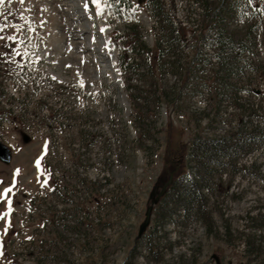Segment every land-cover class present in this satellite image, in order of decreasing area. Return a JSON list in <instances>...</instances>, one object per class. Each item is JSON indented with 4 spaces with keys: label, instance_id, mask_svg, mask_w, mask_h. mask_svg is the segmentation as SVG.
Listing matches in <instances>:
<instances>
[{
    "label": "rangeland",
    "instance_id": "374dc122",
    "mask_svg": "<svg viewBox=\"0 0 264 264\" xmlns=\"http://www.w3.org/2000/svg\"><path fill=\"white\" fill-rule=\"evenodd\" d=\"M201 1L109 0L111 15L105 9L104 16L93 5L85 10L83 0H24L23 6L5 0L0 6L9 24L31 9L25 15L35 22L32 44L40 57L35 70L23 72L0 57V105L14 109L0 112V137L13 150L10 164L0 161V214L8 213L0 215V264H217L213 255L222 264H264V229L252 228L260 221L247 215L264 202L258 145L246 155L244 146L235 161L215 171L203 220L176 212L175 205L160 220L155 205L138 235L154 185L162 186L171 173L175 180L194 175L197 165L188 161L195 136L200 142L226 137L241 125L236 97L258 107L253 125H264V14L253 15L264 0H239L240 8L226 16L237 37L251 25L260 27L248 37L249 46L256 41L253 51L240 55L243 72L228 79L248 90L227 93L215 78V60L209 62L212 30ZM168 18L186 30L177 45L160 29H168ZM99 20L108 26L104 32ZM137 36L153 50L162 41L165 51L137 52ZM4 44L0 40V52L9 51ZM130 57L139 68H122ZM162 91L168 98L159 96ZM60 107L64 116L51 118ZM251 161L258 171L242 167Z\"/></svg>",
    "mask_w": 264,
    "mask_h": 264
},
{
    "label": "trees",
    "instance_id": "16d2710c",
    "mask_svg": "<svg viewBox=\"0 0 264 264\" xmlns=\"http://www.w3.org/2000/svg\"><path fill=\"white\" fill-rule=\"evenodd\" d=\"M238 3H240L239 0H220L219 3L215 5V3L209 0L201 1L203 10L208 14L206 28L210 27L209 29L212 30L211 46L214 48V53L208 55L211 56L209 62L215 60L218 66L215 72V78L220 85L223 84L222 86L219 85V87L222 88L225 93L231 90H235L236 92L241 91V88L237 87V83H234L233 80L229 82V80L231 76H238L240 75L239 73L243 72L244 64H242L240 54L249 48L248 37L250 33H253L254 29L252 26L249 27L245 34L239 33V37H237V33L235 34L233 31L228 30L225 19L229 17V15L231 16L232 11L240 8ZM155 8V14L158 16L161 15L157 11V7ZM158 8L160 10V6H158ZM166 23L168 24V29H164L163 27H160V29L162 31H167L172 40H170V44L176 42L177 45L180 38L185 37L186 30L184 27H177L174 25L169 18L166 19ZM155 30L156 28H153V31ZM204 39H206L205 36H203V40ZM163 44L162 41L157 42L156 50L163 53L165 51ZM133 46L134 50L137 52L144 49L147 54L151 52L152 54L153 52L156 53V50L150 48L140 36L136 37ZM122 66L123 69L132 67L136 69L140 67V64H138L136 58L130 57L129 59H125V63ZM4 92L5 91H1L0 95ZM159 96L168 98L167 94L163 93V91L159 93ZM236 100L235 103L241 112V125L226 137L206 138L203 142H200L201 138L195 136L196 138L192 141L188 164L192 166L193 163H195L197 165L196 171L194 175L185 173L179 180H173L169 190L157 204L158 217L160 220L167 218L164 217L166 213L165 209L169 208V206L173 207L174 205L177 208L176 212L182 211L187 215L195 214L203 220L207 205V191L210 190V178L214 176L215 171L227 165L229 162L235 161L238 152H244L245 147H247V149L244 155L250 153L254 145L260 146L264 151V125H253L254 118L259 117L258 107H252L249 104L241 103L239 97H236ZM62 106L64 105L62 104ZM60 110L61 107L54 110L53 112L55 114H53L51 118L64 116L65 113L59 114ZM13 111L14 109L11 107L4 109V107L0 105L1 116L6 113L13 114ZM80 132L82 139L86 140V134H88V132L84 129ZM83 154L77 158V162L82 161ZM242 167L247 170L260 169V166L258 167L256 165V161H252L250 165H244ZM46 168L49 170L48 167ZM256 175L264 180V173H262L261 170H259ZM80 181L83 182L81 179ZM89 184H94V182L92 181ZM169 214L168 219L171 218V212ZM166 215L168 214L166 213ZM247 215L252 222L260 221L259 224H252V228H258L259 230L264 229V202L258 206V210L255 214H251L250 211H248ZM254 215H256V217ZM207 231L210 232L211 229L207 227ZM247 252H250V246L247 247Z\"/></svg>",
    "mask_w": 264,
    "mask_h": 264
},
{
    "label": "snow or ice",
    "instance_id": "6c2138e0",
    "mask_svg": "<svg viewBox=\"0 0 264 264\" xmlns=\"http://www.w3.org/2000/svg\"><path fill=\"white\" fill-rule=\"evenodd\" d=\"M119 3V0H116ZM5 3V0H0V6ZM8 4L12 3V0H7ZM21 6L24 4V0H19ZM91 5L95 8L96 15H102L105 9H108V14L111 15V3L109 0H90ZM248 4H252L253 0H247ZM85 10L89 9V0H85L84 4ZM31 9H24V11L19 12V22L13 21L11 24L7 22V16H4L3 12H0V17L3 18L4 22L0 23V40L5 41L4 47L9 49L7 52H0V57L4 58V63L14 64L16 68L23 72L26 68L35 70L36 61L40 60V57L35 55L33 49L35 45L32 44V33L35 32L34 21L31 20L30 16H26L25 12H30ZM259 11L264 14V8L259 9ZM247 15V13H245ZM125 19H129V17H125ZM41 26H43V21L40 22ZM11 28L13 31L11 34H5V30ZM105 27H101L100 31L104 32ZM111 43V41H109ZM19 58V59H17ZM118 71V70H117ZM79 75V73H78ZM55 79V77H53ZM78 86L83 88L85 86V81L81 77L78 81ZM92 95V93H89ZM47 150V144L44 145V151ZM43 156L38 157L35 161V165L38 171L42 170L41 160ZM15 172L18 174L19 169H16ZM11 191V188H5L4 193L7 194ZM0 198H3L0 196ZM9 206L11 205L10 198L8 199ZM11 211V207H9L8 212ZM8 213H3L0 215H7ZM3 256L2 250V241H0V257Z\"/></svg>",
    "mask_w": 264,
    "mask_h": 264
},
{
    "label": "water",
    "instance_id": "95a60500",
    "mask_svg": "<svg viewBox=\"0 0 264 264\" xmlns=\"http://www.w3.org/2000/svg\"><path fill=\"white\" fill-rule=\"evenodd\" d=\"M30 139H31L30 135H28L26 133L23 134V141L24 142H29ZM12 156H13V154H12L11 148L6 143H4L0 137V161L5 163V164H10L11 160H12ZM171 179H172V175H171L169 182L163 186L162 190L158 193L157 197H154L156 194L157 185H155L153 190L151 191V193H150L151 203L147 207V210L145 213V219L140 225L138 235H142L143 232L145 231V229L147 228V226L150 224L153 206L158 202V199L164 193V191H165L167 185L170 183ZM213 257L215 258L217 264H222L217 255H213Z\"/></svg>",
    "mask_w": 264,
    "mask_h": 264
},
{
    "label": "bare ground",
    "instance_id": "6f19581e",
    "mask_svg": "<svg viewBox=\"0 0 264 264\" xmlns=\"http://www.w3.org/2000/svg\"><path fill=\"white\" fill-rule=\"evenodd\" d=\"M55 1V0H54ZM89 5H91L90 3H89ZM78 9H81L82 10V8H80V7H78ZM66 12H68V14H70V11L68 10V11H66ZM104 12H105V10H104ZM102 16H104V13L102 14ZM73 19V18H72ZM76 21V19L74 18L73 19V22H75ZM99 28H101V27H105L106 25L103 23V21L102 20H99ZM108 29V26L105 28V30H107ZM80 30H84V29H80ZM85 31V30H84ZM81 35H83V34H81ZM74 37H80V36H76V35H73V38ZM109 38H107L105 41H106V43H105V46H107L108 47V51H113V49H114V45L112 44V43H109ZM70 45H71V47H75V45H76V47L78 46V42H70ZM101 45V44H100ZM85 48L87 49V47L85 46Z\"/></svg>",
    "mask_w": 264,
    "mask_h": 264
}]
</instances>
